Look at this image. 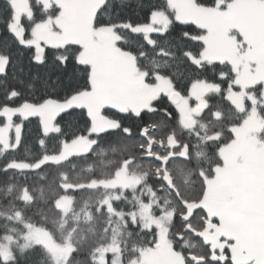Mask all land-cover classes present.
Here are the masks:
<instances>
[{"label":"snow or ice","instance_id":"snow-or-ice-1","mask_svg":"<svg viewBox=\"0 0 264 264\" xmlns=\"http://www.w3.org/2000/svg\"><path fill=\"white\" fill-rule=\"evenodd\" d=\"M0 19L32 53L17 72L0 50V264H264V0H3ZM30 118L40 151L8 158Z\"/></svg>","mask_w":264,"mask_h":264},{"label":"trees","instance_id":"trees-1","mask_svg":"<svg viewBox=\"0 0 264 264\" xmlns=\"http://www.w3.org/2000/svg\"><path fill=\"white\" fill-rule=\"evenodd\" d=\"M152 2H156V0H152ZM3 4V0H0V5ZM141 18H143V14H140ZM183 27V26H182ZM3 49H11L12 56L14 57V65L15 70L17 72L20 71L22 68L24 72H28L29 65H30V58L32 56V53L29 52L27 49H23L18 44H14L13 39L10 38L8 32L6 31L5 24L3 19H0V50ZM51 66H49L50 69ZM32 73H35L37 71V68L33 65L31 68ZM41 72L44 71V69H40ZM54 78V77H53ZM0 100H3V94L0 93ZM18 120V118H16ZM2 122V120H0ZM40 134L38 121L35 118H30L28 121H24V128H23V141L18 150H16L14 153H9V157H16L20 159H31L33 156H35L39 151V145L37 144V137ZM110 140L113 142L117 139L116 137H110ZM51 147V145H50ZM6 157H0V166H2L5 162ZM77 167H82L83 164L81 161H75ZM46 174L49 175V180L53 179L55 177V169H46ZM9 177L0 172V204H2L5 201V193L7 191V184L5 183L8 181ZM18 183L22 184V178L18 177ZM29 184L38 185L39 181L33 179V177L29 176ZM18 190V189H17ZM76 195L79 197H85L88 195L87 192L85 193H76ZM79 206V205H78ZM2 211H8L7 207L0 208ZM28 215H32L36 220H40V217L47 215L49 219H51L54 216V213L50 209V206L48 204H44L42 202H38L33 205L28 210ZM51 226V225H49ZM95 240H90L89 245H91Z\"/></svg>","mask_w":264,"mask_h":264},{"label":"rangeland","instance_id":"rangeland-1","mask_svg":"<svg viewBox=\"0 0 264 264\" xmlns=\"http://www.w3.org/2000/svg\"><path fill=\"white\" fill-rule=\"evenodd\" d=\"M14 119H16V118H14ZM109 258H110V256H109Z\"/></svg>","mask_w":264,"mask_h":264}]
</instances>
